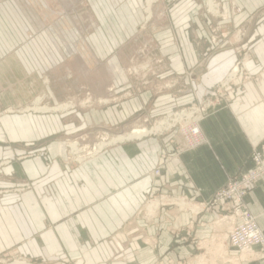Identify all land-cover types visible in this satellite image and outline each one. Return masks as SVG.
<instances>
[{"label": "rangeland", "instance_id": "374dc122", "mask_svg": "<svg viewBox=\"0 0 264 264\" xmlns=\"http://www.w3.org/2000/svg\"><path fill=\"white\" fill-rule=\"evenodd\" d=\"M140 1L141 7H133L132 0H0L9 5L0 7V204L22 209L25 204L17 194L36 188L38 181L46 186V176L30 182L12 169L25 159L48 164L52 142L62 146V163L79 166L118 144L164 137L174 151L162 156L152 170L157 180L163 175L166 160L205 146L199 129L202 120L230 109L236 89L264 74V0L257 6L247 0L243 8L232 0H151L149 7L148 0ZM128 6L142 9L140 29L109 25L101 29L96 25L97 15L105 19L110 15L109 7H117L119 18L126 20L124 9ZM96 7L101 11L96 12ZM128 14L132 21L137 20L133 11ZM239 16L245 17L241 25ZM243 39L247 45L239 50ZM229 40L239 47L233 59L225 53ZM260 53L262 58L253 57ZM37 129L42 134L33 139L31 132ZM190 129L199 130L200 142L189 134ZM143 130L148 133L113 142ZM261 147L264 135L251 146L250 164L252 150ZM145 199L138 219L146 225L155 221V227L160 208L192 217L215 211L217 218L212 223L228 213L225 204L206 206L210 199L199 204L184 196L163 194L146 195ZM137 223L142 224L137 220L136 227ZM1 224L0 264H88L85 260L98 255L90 252L80 258L60 251L59 246L57 251H43L49 247L44 236L49 228L45 227L34 235L40 252L33 255L21 249L29 241L25 235L20 241L19 231L14 235L9 223ZM15 224L16 228L23 225L19 215ZM192 230V222L183 228H170L172 240L191 246L190 253L177 257L178 249H171L160 253L155 264H209L205 263L209 256L222 255L218 245L210 243L216 238L212 231L197 239ZM22 231H26L24 226ZM137 241L151 249L158 246L155 234ZM114 245L112 253L99 254L105 264L106 260L130 258L123 246ZM225 246L229 257L239 255L226 241ZM245 261L231 259L218 264L258 263Z\"/></svg>", "mask_w": 264, "mask_h": 264}, {"label": "crops", "instance_id": "0c3cea01", "mask_svg": "<svg viewBox=\"0 0 264 264\" xmlns=\"http://www.w3.org/2000/svg\"><path fill=\"white\" fill-rule=\"evenodd\" d=\"M232 1L240 8L247 7V0ZM261 1L253 0L252 5H260ZM132 2L133 7H141L140 0ZM6 5L9 6L7 2ZM6 5L0 2V7ZM133 7L132 10L129 6L124 9L126 20L119 18L117 7H109L110 15L106 19L97 15L96 25H100L101 29L102 25L127 27L133 31L135 27L140 29L144 22L138 19L142 9L133 10ZM95 11L100 12L101 7H96ZM131 11L137 20L132 21L129 17ZM241 17H238L239 25L245 21V17ZM246 42L243 39L238 44L239 48L232 46L235 41L229 40L225 49L228 50L225 52L228 58H235L236 48L242 50L241 46L246 47ZM245 53L248 56L247 51ZM253 57L262 58V55ZM260 75L262 77L258 80L236 89L237 93L230 100V109L218 111L200 122L205 146L166 160L163 175L157 180L152 177V170L162 156L174 151L164 137L118 144L93 161L79 166L62 163V146L58 142L50 143L48 164L40 159H25L21 165L11 168L15 174L24 175L30 182H37L46 176L43 180L46 186L38 181L36 188L17 194L18 200L25 204L22 209H17L14 204H0V226L2 222L9 223L14 235L16 230L20 232V241L25 235L29 241L24 242L21 249L34 252L33 255L40 252L34 235L44 227L49 228L44 233L49 247L43 251H57L59 246L60 251L71 252L80 258L85 253L98 252V255L94 253V260H85L88 264H105V260L99 259V254L111 252L114 244L123 246L130 258L108 263L106 260V264H155L160 253L171 249H178L177 257L185 256L190 253L191 246L173 241L170 228H183L192 222V235L197 239L206 238L211 234L212 222L217 218L215 211L196 213L192 217L190 213L160 208L157 227L153 225L155 221L149 225L140 221L138 212L146 203V195L151 194L184 196L190 202L207 203L226 180L251 167V146L264 135V74ZM31 134L36 139L42 132L37 129ZM245 204L264 235V183H258L250 190ZM18 215L23 224H17L20 228H16L15 224ZM137 220L142 223L141 226L137 223L138 228L135 226ZM124 224L126 227L119 228ZM1 232L6 235L4 229ZM154 234L158 236L156 249L144 247L137 241L141 236ZM108 239H112L111 245Z\"/></svg>", "mask_w": 264, "mask_h": 264}, {"label": "built area", "instance_id": "2783aa9c", "mask_svg": "<svg viewBox=\"0 0 264 264\" xmlns=\"http://www.w3.org/2000/svg\"><path fill=\"white\" fill-rule=\"evenodd\" d=\"M194 130L190 129L189 134L200 142L201 133ZM250 158L252 168L227 180L225 186L219 189L206 204V206L225 204L227 205L225 210L228 213L213 223L212 233L216 238L210 239V243H216L217 250H222L223 253L222 255L209 256V260H206L205 263H226L231 262V259L234 262L242 263L249 258L245 262L254 261L264 264V235L259 229L255 217L243 202L251 187L259 182H264V147L253 149ZM221 234L224 235V238L220 236ZM225 241L228 247L234 249L239 255L229 257ZM166 262L160 261L159 264Z\"/></svg>", "mask_w": 264, "mask_h": 264}, {"label": "bare ground", "instance_id": "6f19581e", "mask_svg": "<svg viewBox=\"0 0 264 264\" xmlns=\"http://www.w3.org/2000/svg\"><path fill=\"white\" fill-rule=\"evenodd\" d=\"M152 2H151V0H148V7L150 6V4H151ZM63 7V6H62ZM148 10V9H147ZM148 13H149V11H148ZM149 15H150V13H149ZM149 17V16H148ZM52 111V110H51ZM195 132H199V130L198 129H196V130H194ZM148 133V131H145V130H143V131H140V132H134V133H131V134H129V135H126V136H121V137H117V138H115L114 140H113V142H122V141H125V140H129V139H131L132 137H134L135 135H143V134H147ZM78 161V160H77ZM76 161V162H77ZM81 161V160H80ZM155 205H153V207H154ZM157 206H158V204H157Z\"/></svg>", "mask_w": 264, "mask_h": 264}]
</instances>
